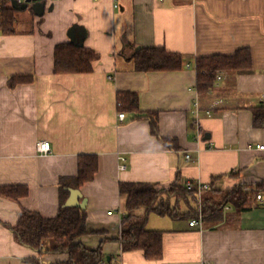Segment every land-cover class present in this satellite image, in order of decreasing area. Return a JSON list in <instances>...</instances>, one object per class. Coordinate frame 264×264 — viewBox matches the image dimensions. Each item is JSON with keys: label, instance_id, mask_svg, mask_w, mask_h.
I'll return each instance as SVG.
<instances>
[{"label": "crops", "instance_id": "0c3cea01", "mask_svg": "<svg viewBox=\"0 0 264 264\" xmlns=\"http://www.w3.org/2000/svg\"><path fill=\"white\" fill-rule=\"evenodd\" d=\"M15 8L16 32L0 30V264H67V253L52 251L55 238L35 248L12 226L24 209L55 217L71 189L87 200L88 233L79 240L89 249L102 244L99 264H264V199L248 209L225 200L238 185L264 182L257 146L264 125L254 122V108L264 107V0H32ZM61 42L97 51L94 69L56 72ZM138 46L180 52L187 64L139 70ZM241 48L252 53V68L220 71L200 93L195 58ZM119 91L136 93L140 110L157 113L159 134L149 118L120 107ZM41 140L51 142L50 152L38 150ZM89 153L98 169L77 186L79 159ZM121 181L192 182L193 193L171 198L179 212L181 200L197 201L188 210L206 198L223 206L202 226L190 225L191 215L149 212L146 227L162 231L161 254L150 258L122 249ZM152 214L170 223L148 227Z\"/></svg>", "mask_w": 264, "mask_h": 264}, {"label": "trees", "instance_id": "16d2710c", "mask_svg": "<svg viewBox=\"0 0 264 264\" xmlns=\"http://www.w3.org/2000/svg\"><path fill=\"white\" fill-rule=\"evenodd\" d=\"M17 9L9 6L6 0H0V30L5 34L16 32L15 22ZM100 54L93 48L61 42L55 48L56 72H87L92 71L93 61ZM136 67L139 70H173L187 64L185 55L169 51L162 46L142 47L134 54ZM197 89L204 93L213 85L220 71H245L252 67V53L247 48L236 50L235 54H214L196 57ZM22 78V77H19ZM120 107L127 111H135V118H149L151 130L158 133L157 113L140 110L137 95L131 91H119ZM254 122L264 125V107L254 108ZM98 169L96 154H83L79 159V172L75 178L76 185L94 178ZM195 189L185 186H170L158 188L149 182L121 181L120 192L124 198V213L122 220L121 245L124 251L143 249L150 258L161 254L162 231L146 227L147 214L155 211L159 214L197 216L198 209L192 208L186 213L177 210L171 204V198L188 196ZM264 191V182L238 185L225 192V200L233 202L238 207L248 209L258 204L257 194ZM224 200V201H225ZM63 199L59 212L55 217L46 218L38 212L24 209L18 223L12 226L16 238L35 248H43L47 238H55L57 244L52 248L55 252L68 254L67 264H99L104 259L102 244L97 249L87 248L79 238L86 233L87 210L81 206L65 205ZM223 203L212 204L208 198L203 199L204 216L222 208ZM217 206V207H215Z\"/></svg>", "mask_w": 264, "mask_h": 264}, {"label": "built area", "instance_id": "2783aa9c", "mask_svg": "<svg viewBox=\"0 0 264 264\" xmlns=\"http://www.w3.org/2000/svg\"><path fill=\"white\" fill-rule=\"evenodd\" d=\"M218 78H220V75H218ZM124 116H125V112L124 111H120L119 112V118L120 119H123ZM257 146L260 149H264V144H262V143H258ZM38 150L41 153H48V152H50V150H51V142L49 140H41L39 142V144H38ZM121 159L124 160L125 158L124 157H121ZM125 167H126V164L125 163H122L120 165V168H125ZM187 186H188L189 189H193V183L192 182H189L187 184ZM207 186H208L207 184H199L198 185V188H199V190H201L202 187L205 188ZM257 196H258V200L263 201L264 196H263V194L261 192H259L257 194ZM203 220H204V213H203L202 206H200V209L198 210L197 216L192 217L190 219V221H189V224L190 225H195V226L196 225L202 226ZM119 236H120L119 239L121 241L122 240V233H120ZM206 264H210V263H206Z\"/></svg>", "mask_w": 264, "mask_h": 264}, {"label": "water", "instance_id": "95a60500", "mask_svg": "<svg viewBox=\"0 0 264 264\" xmlns=\"http://www.w3.org/2000/svg\"><path fill=\"white\" fill-rule=\"evenodd\" d=\"M30 1H32V0H25L24 2L20 3V2H18V0H13L15 7H25V6H27V3ZM34 7L36 10L41 9V11H42L43 7H44V2H40V1L35 2ZM74 28L75 27H73L71 30H73ZM71 30L69 31L70 36H71ZM138 48H140V47L139 46L135 47V50H137ZM81 196H82V194H81V191L79 189H71V193H70L65 205H68V206L79 205V206L85 208L87 205V200H86V198H83L82 200H80ZM109 258L110 257L108 256V259Z\"/></svg>", "mask_w": 264, "mask_h": 264}, {"label": "rangeland", "instance_id": "374dc122", "mask_svg": "<svg viewBox=\"0 0 264 264\" xmlns=\"http://www.w3.org/2000/svg\"><path fill=\"white\" fill-rule=\"evenodd\" d=\"M119 60L120 61H125L124 58L122 56H119ZM132 61V60H130ZM192 199V198H191ZM179 206L181 207L180 211L184 212L186 210H188L190 207H196L197 206V201L196 200H192L190 205H187L184 201H180L179 202ZM187 219V218H186ZM155 220L157 222V224L155 226L158 227H165L167 226L168 223H170V218L169 217H164V218H157V216H154V214L151 215V218L148 222V227L154 226V221Z\"/></svg>", "mask_w": 264, "mask_h": 264}, {"label": "bare ground", "instance_id": "6f19581e", "mask_svg": "<svg viewBox=\"0 0 264 264\" xmlns=\"http://www.w3.org/2000/svg\"><path fill=\"white\" fill-rule=\"evenodd\" d=\"M25 0H18V2H20V3H22V2H24Z\"/></svg>", "mask_w": 264, "mask_h": 264}]
</instances>
